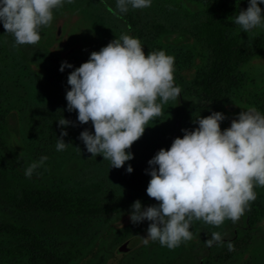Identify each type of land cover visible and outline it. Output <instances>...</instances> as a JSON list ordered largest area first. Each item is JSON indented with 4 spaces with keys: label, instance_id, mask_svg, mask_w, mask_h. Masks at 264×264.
I'll return each instance as SVG.
<instances>
[{
    "label": "rangeland",
    "instance_id": "obj_1",
    "mask_svg": "<svg viewBox=\"0 0 264 264\" xmlns=\"http://www.w3.org/2000/svg\"><path fill=\"white\" fill-rule=\"evenodd\" d=\"M108 1L118 10L115 0ZM157 1L146 9L129 8L142 36L147 35L155 20L174 29H187L204 11L202 3L192 0H182V4L172 0L168 4ZM247 6L248 0H232L223 8H231L238 14ZM258 6L264 15V5ZM44 30L45 37L37 44L14 46L10 34L0 25V110L10 113L7 143L17 149L22 159L21 163H16L0 149V199L5 189L16 181L34 187L67 190L73 195L91 198L97 208L87 216L69 221L53 215L19 214L0 200V223L32 229L45 246L58 252L67 249L91 252L102 247L106 239L111 241L130 231L116 247L114 264L196 263L206 245L204 242L211 239L213 232H219L221 237L228 235L232 221L225 220L214 227L194 220L190 229L193 239L172 250L160 246L159 242L149 241L145 245L140 238H146L148 226L145 222L134 225L129 220L131 190L125 168L130 162L115 169L110 168V161H103L102 156L92 157L78 139L85 129L93 132L91 122L80 125L76 112L66 111L65 95L66 90H70L67 76L87 62L90 53L98 52L126 34L122 23L96 0H73L53 10V20ZM247 35L250 41L255 35L264 37V28L254 29ZM163 51L174 57V73L183 76L181 64L187 59L188 48L171 46ZM64 61L73 69L66 68L61 73L59 68ZM246 72L257 84L264 86V58L255 60ZM243 110L247 108L231 105L221 112L226 116L221 130L228 128L231 120ZM173 114L174 100H170L162 105L161 116L150 120L143 136L131 146L133 159L149 161L162 149L164 133ZM208 115L191 111L186 116L184 129L193 130L197 127L194 121ZM62 117L75 126L63 129L67 132L64 142L70 145L58 152L55 145L62 129L57 120ZM41 156H47V160L26 178L25 169L32 162H38ZM254 191L256 199L253 202L264 203V187H254ZM261 229L264 233V222ZM18 242V239L0 240V263L19 264L6 252ZM249 258L250 264H264V241L254 247Z\"/></svg>",
    "mask_w": 264,
    "mask_h": 264
},
{
    "label": "clouds",
    "instance_id": "obj_2",
    "mask_svg": "<svg viewBox=\"0 0 264 264\" xmlns=\"http://www.w3.org/2000/svg\"><path fill=\"white\" fill-rule=\"evenodd\" d=\"M73 0H0V25L14 37V46L35 45L39 29L53 20V10ZM152 0H116L122 14L131 9L149 8ZM258 5L264 0H248L246 10H239L233 22L241 32L264 28V15ZM139 39L122 34L87 62L74 68L61 62L59 71L73 69L67 76L66 111H75L80 125L91 122L78 137L92 157L102 156L110 168L120 169L133 159L130 151L144 134L146 124L162 114V105L179 96L174 81V57L164 51L145 55ZM226 116L211 112L194 121L193 130L181 129L170 147L160 149L147 163L150 176L146 195L157 204L142 207L139 200L131 205L132 224L149 221L146 238L172 250L193 239L194 220L219 227L225 220L238 221L256 199L254 187H264V114L251 107L241 111L223 131ZM56 151L70 145L64 142L66 129L75 126L63 117ZM47 156L25 169L26 178L42 166ZM131 174L130 164L125 168ZM211 247L222 243L219 232L204 242ZM234 251V245L227 243Z\"/></svg>",
    "mask_w": 264,
    "mask_h": 264
},
{
    "label": "trees",
    "instance_id": "obj_3",
    "mask_svg": "<svg viewBox=\"0 0 264 264\" xmlns=\"http://www.w3.org/2000/svg\"><path fill=\"white\" fill-rule=\"evenodd\" d=\"M96 1L122 23L127 35L139 39L145 55L170 49L171 46L188 48L187 59L181 64L185 74L180 76L174 73L180 93L174 100V114L164 133L163 149L167 150L175 138H182L181 129H184L186 116L191 111L198 110L202 115H210L234 105L247 109L254 107L264 114V86L257 84L246 72L255 60L264 58V37L255 35L250 41L247 33L241 32L239 26L234 24L233 19L237 14L231 8H223L232 0H192L197 4L202 3L204 11L193 19L187 29H174L161 20H155L145 36L137 30L130 12L120 13L108 0ZM155 1L152 0V3ZM158 1L164 4L170 2ZM172 1L182 4V0ZM44 29H39L41 38L45 37ZM9 37L14 43V37L11 34ZM9 114L0 110V149L14 162L21 163L17 149L7 143ZM129 162L133 168L131 174L127 173L131 205L137 200L142 207L157 204L146 195L150 180V176L145 174L148 161L134 158ZM0 200L19 214L53 215L69 221L87 216L97 208V203L91 198L76 196L59 188L34 187L16 181L5 189ZM144 222L147 226L150 223ZM263 222L264 203L251 202L240 219L231 223L228 235L222 237V243H214L211 247L205 245L201 256L192 264H250V252L264 241ZM129 232L126 231L123 236ZM123 236L121 233L111 241L106 239L102 247L91 252H74L72 249L58 252L45 246L32 229L14 223H0V240H19L6 250L19 264H114L115 250ZM228 242L234 245V251L227 249Z\"/></svg>",
    "mask_w": 264,
    "mask_h": 264
}]
</instances>
